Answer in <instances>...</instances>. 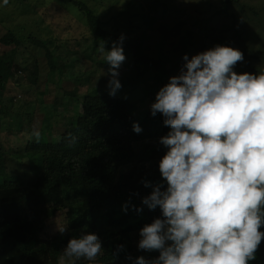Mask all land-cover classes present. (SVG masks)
<instances>
[{
    "label": "trees",
    "instance_id": "1",
    "mask_svg": "<svg viewBox=\"0 0 264 264\" xmlns=\"http://www.w3.org/2000/svg\"><path fill=\"white\" fill-rule=\"evenodd\" d=\"M72 1L75 7L76 0ZM84 10L94 40L87 46L80 43L86 50L82 57H71L67 62V57L54 55L48 43L56 50L63 47L54 39L30 41L35 48L45 50L44 67L30 56L27 63L18 62L14 68L10 59L15 51L8 52V57H0V128L3 125L11 129L8 118L14 119L15 128L22 126L21 112L12 113L8 104L12 98L3 96L6 82L18 81L13 74L26 73L35 83L37 73L42 70L60 89L63 80L88 89L84 92L62 89L59 103L65 107L52 105L55 108L45 114L46 126L38 137H27L24 144L16 147L0 145V264H60L68 238L81 231L95 232L103 241L102 255L97 257L99 264H131L126 256L158 255L155 251L138 250L136 243L138 229L159 215L158 208L149 210L140 204V197L151 191L141 181L161 180L157 161L165 149L157 138L168 128L162 124L159 113L150 114L149 105L155 94L152 84L147 89L143 83H129L125 88L128 94L122 90L115 96L91 85L96 79L93 64L99 58L100 40L113 41L119 35L102 29L97 15L91 9ZM0 43L21 44L11 30L0 36ZM122 47L123 51L129 50L124 51L126 65L140 68L136 81L143 80L151 69L164 68L163 57L142 56L125 39ZM247 55L256 57L249 50ZM87 60L90 66L82 67ZM98 65L108 67L103 56ZM133 121L140 125L141 132L132 130ZM16 166L22 171H17ZM126 201L140 206L142 212L137 213L133 207L122 211L121 205ZM59 212L68 231L42 237L48 220ZM117 245H124V249L112 261L111 253ZM256 257L250 264H264V240ZM75 264L89 262L81 258Z\"/></svg>",
    "mask_w": 264,
    "mask_h": 264
},
{
    "label": "clouds",
    "instance_id": "2",
    "mask_svg": "<svg viewBox=\"0 0 264 264\" xmlns=\"http://www.w3.org/2000/svg\"><path fill=\"white\" fill-rule=\"evenodd\" d=\"M9 0H0L7 5ZM121 33L100 40L108 65L103 75L115 96L122 87L125 60ZM108 43L109 47H105ZM244 55L238 48L214 44L189 58L182 55L178 74L160 86L149 105L168 131L157 138L165 151L157 161L161 180L141 181L151 191L140 204L159 215L138 229L136 247L157 256H126L131 264H250L264 240V69L236 72ZM132 130L142 131L133 121ZM34 130V135L39 136ZM133 207L121 205L122 211ZM87 227V226H84ZM68 229L61 226L58 232ZM103 241L92 231L70 236L61 264L83 258L99 264ZM124 245L112 251V261Z\"/></svg>",
    "mask_w": 264,
    "mask_h": 264
},
{
    "label": "rangeland",
    "instance_id": "3",
    "mask_svg": "<svg viewBox=\"0 0 264 264\" xmlns=\"http://www.w3.org/2000/svg\"><path fill=\"white\" fill-rule=\"evenodd\" d=\"M72 2L9 0L7 5H0V36L11 30L21 43L20 46L0 43V57H8V52L15 51L14 57L10 59L14 66L18 62L27 63L26 59L30 56L36 58L41 67L46 66L45 50L35 48L30 43L33 39H54V42L62 43L63 47L59 50L53 44L48 43L47 46L54 55L67 57V62L71 57H82L86 50L83 51L84 47L80 43L87 46L86 43L94 40L84 10L88 8L97 15L102 29L117 35L123 33L125 40L130 41L131 47L137 49L139 54L154 59L161 56L164 59L163 69H151L150 74L140 81L135 79L140 68L122 62L118 70L122 87L117 93L122 90L125 92L129 83L136 82L145 84L147 89L152 84L151 90L156 92L169 76L178 74L184 63L183 54L187 53L191 58L214 44L229 45L242 51L244 59L235 65L236 72H258L264 69V0H76L75 7ZM244 48L247 50L244 51ZM248 50L256 57L251 58V55V59L248 58ZM124 51L129 50L126 48ZM98 57L93 64L96 79L91 85L107 90L108 77L103 75L107 67H99L98 61L102 54L99 53ZM90 64L87 60L82 67H89ZM13 78L18 81H7L3 96L12 98L8 102L12 113L21 112L22 126L15 128L14 119L8 118L11 129L3 125L0 128V145L3 146L22 145L27 137H33L34 130L40 132L46 126L45 114L55 108L52 105L60 109L65 107L59 103L62 89L79 92L88 90L86 86L75 87L71 81L65 80L60 89L53 80L47 79L46 71L42 70L37 73L35 83L26 73L13 74ZM125 93L128 94V91ZM15 169L22 171L17 166ZM61 226L63 214L59 212L48 220L42 237L57 233Z\"/></svg>",
    "mask_w": 264,
    "mask_h": 264
}]
</instances>
